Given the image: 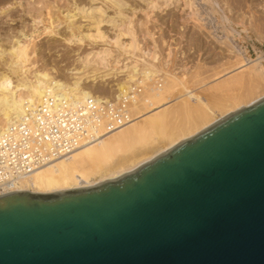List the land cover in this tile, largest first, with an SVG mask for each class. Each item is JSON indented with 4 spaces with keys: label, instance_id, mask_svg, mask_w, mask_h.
I'll return each mask as SVG.
<instances>
[{
    "label": "water",
    "instance_id": "95a60500",
    "mask_svg": "<svg viewBox=\"0 0 264 264\" xmlns=\"http://www.w3.org/2000/svg\"><path fill=\"white\" fill-rule=\"evenodd\" d=\"M0 264H264V96L121 175L0 194Z\"/></svg>",
    "mask_w": 264,
    "mask_h": 264
},
{
    "label": "bare ground",
    "instance_id": "6f19581e",
    "mask_svg": "<svg viewBox=\"0 0 264 264\" xmlns=\"http://www.w3.org/2000/svg\"><path fill=\"white\" fill-rule=\"evenodd\" d=\"M89 1L87 6L73 2L71 9H65L66 36L59 33L61 21L48 18V24L39 29L38 24L45 20L41 13V5L45 0H29L26 5L21 0L18 1L21 11L25 16L29 15L27 17H30L31 22H23V19L15 32L6 30L5 34H0V138L11 126L33 118V110L47 102L49 97L53 99L55 107H61L62 103L82 107L88 98L100 102L110 97L117 100L126 97L129 101L127 107L131 116L130 122L93 142L79 145L68 154L52 158L27 174H14L1 161L0 156V194L19 190L42 193L84 187L121 175L227 114L264 96V64L261 60L252 62L246 51H240L237 43L225 35L237 32L242 37L243 30H236L225 15L226 10L233 8L224 7L219 0H200V3L208 4L211 1L214 4L212 7L224 14L221 28H224L222 31L225 34L222 36L229 39V51L238 60L235 67L214 76L212 82L217 83V80L230 76L233 72H245L250 88L241 93V85L238 86L241 88L240 93L235 88L239 94L229 93L232 87L229 90L224 87L226 83H223V88L221 85L212 87L214 93H210V97H204L186 85L175 73L176 70L172 72L173 69L171 71L165 67L167 63L160 64L156 41L148 29L145 28L142 35L147 36L150 42L146 43L145 38H142L144 44L139 42L140 36L137 35L134 23L135 7L125 0H108V5H95L96 0ZM141 1L143 7L138 6V12H143L146 22L152 18L150 14L152 16L155 10L161 11L177 4V10L185 7L192 10L198 5L196 0H181V6L178 0ZM15 3L13 0H0V16L11 15ZM262 6L264 9V5ZM107 9H111L113 14H107ZM191 13L195 14L194 11ZM80 19L86 23L80 24ZM103 26L112 29L111 34L102 29ZM47 36L60 38L70 45L88 44L89 47L84 53H74V63L65 68L62 74L53 66H27L26 61L38 57V51L33 46ZM262 57L263 54L258 58ZM234 80L235 84L236 81H243L239 78Z\"/></svg>",
    "mask_w": 264,
    "mask_h": 264
},
{
    "label": "rangeland",
    "instance_id": "374dc122",
    "mask_svg": "<svg viewBox=\"0 0 264 264\" xmlns=\"http://www.w3.org/2000/svg\"><path fill=\"white\" fill-rule=\"evenodd\" d=\"M13 1H16V3H15V8L10 13L11 15H1L0 16V34L2 35L5 34L6 30H10V31L14 30L15 32L16 29L19 28L20 24H22L23 19H24L23 22H26V23L31 22L30 21L31 19H29L30 17H27L29 15L25 16L23 11H21L22 7L19 6V4H17L19 0H13ZM21 1L26 5L29 0H21ZM45 1L46 2L41 5V13L44 16L45 20H43L42 23L38 24L39 29H41L45 24H48L47 23L48 18L49 20H53V21H61L60 23L61 26L59 25L60 27L59 33H61L63 36L64 35L66 36L67 34L65 31L66 27L64 25L65 24L64 14L66 10L71 9V7H73L72 5L73 2H76L80 6L82 5L87 6L90 3L89 0H74V1L73 0H45ZM125 1L131 4V6L136 8V11L134 13V21L136 22L134 23H135V29L137 30V35L139 34L140 36L139 42L143 44L145 43L144 40L146 41V43L150 42L147 36L142 35L144 33L145 28L148 29V31L152 33V35L154 36V40L156 41L157 50H158L157 51L158 59H159L160 64L165 63L166 65L167 63V66L165 67H167L168 70L170 69L172 71L173 69L172 72H174V70L178 71V72L175 71L178 77L184 80L186 85L194 89V91H197L198 94H202V96L204 97L205 96L210 97L209 94L214 93V91L212 90V87L218 86V85H221L220 87H222L223 83H226V86L224 87H226L229 90L231 89L230 87H232V90L230 91L227 90L229 93H234V92L238 93V91L240 93L241 88H242L241 93L248 91V89L250 88L249 87L250 85L247 82L248 76L245 74V72H241L242 74L240 72H237V73L233 72L230 74V76H225V78L223 77L221 80H217L218 81L217 83H215L216 81L212 82L213 81L212 79L214 76L216 75L218 76L222 72L224 73V71H227L228 69H232L235 63L237 62L238 58L233 57L232 56L233 52L229 51L230 50L229 39H225L222 36L225 34V32L222 31V29L224 28H221L224 24L222 23V20H221L224 18V14H222L220 10H217V8L212 7V5L214 4L210 3L211 1L208 2V4H204L206 2L200 3L201 2L200 0H196V1L194 0L199 6L202 7L200 9V7L197 5V7L195 8H198L199 10L198 11L195 8L191 10L190 8H186V7L184 9L177 10L179 9V8H176L178 7L177 2H179L180 6L182 3L181 0H178L176 2L177 4L176 6L172 5L164 10H161L162 12L159 10H155L156 12L155 13L153 11L152 16L150 14V17L152 18L148 19V22L145 21L146 18L143 12L142 11L138 12L139 11L138 6L139 8L143 7V2L141 0H125ZM219 2L221 5L224 4V7L226 8L228 7L233 8L232 10H229V11L226 10L227 14L225 13V15L229 18V20L232 21V24L236 28V30L238 29L239 31L243 30L242 37L236 34L237 32H233L231 34L227 33L225 35H227L228 37H231L230 39L234 43L235 42L237 43V45L240 48V51H246L245 52L246 55L250 59H252V62L261 60L262 63L264 64V9L262 6L264 5L263 3L264 0H225V1L219 0ZM94 3L95 5H101V4L108 5L110 2L108 0H96L94 1ZM209 5L211 8L208 7ZM194 9L198 12H196ZM192 11H194L195 13L194 15L193 13H191ZM22 13H23V17H22ZM107 14L112 15L113 14L112 10L107 9ZM151 19L153 21H151ZM80 20L82 21L80 22ZM80 20H79L80 24L83 25L86 23L83 19H80ZM215 20H216V23H215ZM210 21L213 24H210L211 23ZM235 21L236 22L238 21L237 24ZM136 23H137V26H136ZM204 24H207V25H204ZM242 24H245V25H242ZM207 26L208 27L211 26V28L210 27L208 28ZM102 29H104L105 31L108 30L107 31L108 34L109 33L111 34L112 32V29H110L108 26H103ZM219 35L222 37H220ZM142 38L143 39L145 38V39L143 40ZM146 46H148V44H146ZM33 47L35 48L36 51H38L37 52L38 57L30 58L28 61H26L27 66H31L33 64H35L36 66H40V67H43V65L44 67L53 66L54 68H56V70L59 73L62 74L65 68H68L74 63L75 55L73 54L76 52H79V54L84 53L85 51H87V48L89 47V45L88 44H85V46L84 45H70L64 42V40L60 38L47 36V37L42 38L40 41H38ZM261 54H263V57L258 58L259 55ZM239 57H241V55ZM242 76L245 78H242ZM237 78L241 80L243 79V81H240L241 84L238 83L239 81H236V84H235L234 79L237 80ZM161 82L164 83L163 81ZM202 82L206 84L205 86L201 85L202 86L201 87L200 84H203ZM245 82L246 84H244ZM109 83L112 84L111 82ZM237 83L239 85H237ZM110 84L108 85L110 86ZM235 85H237V87ZM238 86H241V88H238ZM262 87H264V83ZM235 88L239 90L236 92ZM244 88H246L247 90H245ZM243 95H246V94H243Z\"/></svg>",
    "mask_w": 264,
    "mask_h": 264
},
{
    "label": "built area",
    "instance_id": "2783aa9c",
    "mask_svg": "<svg viewBox=\"0 0 264 264\" xmlns=\"http://www.w3.org/2000/svg\"><path fill=\"white\" fill-rule=\"evenodd\" d=\"M128 102L126 97L100 102L88 98L82 107L64 103L55 107L49 97L33 110V118L11 126L0 138L1 161L14 174L30 173L54 157L126 125L131 119Z\"/></svg>",
    "mask_w": 264,
    "mask_h": 264
}]
</instances>
